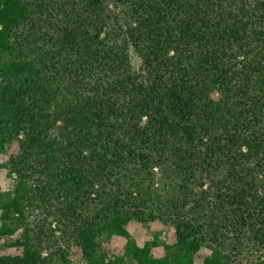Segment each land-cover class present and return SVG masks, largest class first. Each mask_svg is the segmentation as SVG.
Masks as SVG:
<instances>
[{
	"label": "trees",
	"instance_id": "trees-1",
	"mask_svg": "<svg viewBox=\"0 0 264 264\" xmlns=\"http://www.w3.org/2000/svg\"><path fill=\"white\" fill-rule=\"evenodd\" d=\"M154 167L174 199L154 194ZM251 250L264 0H0V264H248Z\"/></svg>",
	"mask_w": 264,
	"mask_h": 264
},
{
	"label": "rangeland",
	"instance_id": "rangeland-1",
	"mask_svg": "<svg viewBox=\"0 0 264 264\" xmlns=\"http://www.w3.org/2000/svg\"><path fill=\"white\" fill-rule=\"evenodd\" d=\"M131 61L133 63V66L137 67L138 66V58L136 56V54L131 53ZM153 172L155 174V182L153 184V188L154 189V194H158L160 195L163 199L162 201H166V200H170V199H174L176 196V188H175V184L176 181L170 180V179H166V177L160 173L159 169L157 167L153 168ZM206 187V185L204 186ZM198 189L196 188V191ZM160 203H158V205H160ZM163 205V204H162ZM160 205V208L162 210H158L155 212L156 215H161L162 213H166L167 209L165 206ZM189 205V204H188ZM187 205V207H188ZM152 234L154 235V233H156L157 231H161L160 236L158 237V242L162 243V241H164L165 237L167 236V227L166 225L161 222L159 219L155 221V225L152 229ZM146 238H150V237H146ZM145 238V239H146ZM233 240V239H232ZM160 250V248L158 249ZM246 261L248 264L253 263L255 261H258L259 259L264 257V251L260 250H251L248 254H246ZM73 258L71 259V262H69V264H83L82 262H73Z\"/></svg>",
	"mask_w": 264,
	"mask_h": 264
}]
</instances>
